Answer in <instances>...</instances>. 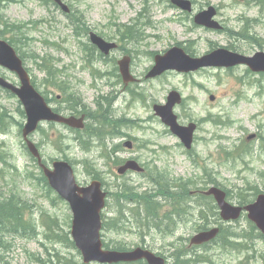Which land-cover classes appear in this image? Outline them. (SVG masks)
Returning <instances> with one entry per match:
<instances>
[{
    "label": "rangeland",
    "instance_id": "374dc122",
    "mask_svg": "<svg viewBox=\"0 0 264 264\" xmlns=\"http://www.w3.org/2000/svg\"><path fill=\"white\" fill-rule=\"evenodd\" d=\"M60 1L71 8L70 18L57 9L54 0H0V38L18 49L36 90L52 108L75 109L76 114L87 115L82 132L44 124V131L31 139L48 167L55 160H64L73 166L80 185L98 179L107 186L113 198L105 214L125 222L119 231L103 232L105 246L148 248L174 264L171 255L186 249L198 230L218 226L222 229L220 238L185 259L201 258L196 264H264V238L247 214L237 222L224 223L213 215H219L220 210L212 199L190 195L204 184L207 188L217 185L226 192L227 201L237 205L238 192L247 193L250 199L256 193L249 189L251 186L264 192V140L258 135H264V74L240 65L230 69L207 67L188 74L168 71L155 79L146 78L155 65V56L174 46L193 58L216 48L250 57L264 52V0H192L194 14L173 7L171 0ZM209 6L217 9L216 20L223 30L194 25L195 14ZM243 28L247 37L261 41L262 46L239 36ZM91 33L117 44L112 58L103 59L92 47ZM124 57L132 60L131 74L142 85L129 96L120 95L112 105L110 98H114L115 89L122 88L123 81L115 62ZM0 73L19 82L2 68ZM171 91L183 98L174 108L179 123L198 126L191 152L153 112L154 105L166 104ZM19 106L16 97L0 91V202L9 199L24 205L27 219L37 209L39 229L36 235L21 239L13 238L9 228V239L0 237V243L10 240L14 247L12 252L0 251L5 256L0 264H83L66 239H51L70 233L72 213L26 150L22 136L26 118ZM127 122H139L142 128L108 134L101 140L103 145L94 141L99 127L125 128ZM80 134L84 140L77 142ZM255 134L246 158L241 150L234 151V146ZM125 140L134 143L133 150H123ZM128 159L137 160L145 174L134 171L119 177L117 166ZM172 184L180 185L188 199L168 190ZM118 194L129 196L130 202L124 199L118 208ZM131 209L138 218L167 221L165 216L172 213L177 221L160 231L141 228ZM49 214H54L57 223L50 228H58L59 233L47 238L46 220L41 217L49 220ZM230 231L246 236L235 238ZM241 243L245 248L239 247Z\"/></svg>",
    "mask_w": 264,
    "mask_h": 264
},
{
    "label": "water",
    "instance_id": "95a60500",
    "mask_svg": "<svg viewBox=\"0 0 264 264\" xmlns=\"http://www.w3.org/2000/svg\"><path fill=\"white\" fill-rule=\"evenodd\" d=\"M173 3L183 10L188 11L191 9L190 3L180 0H174ZM215 14V10L211 8L197 17L196 23L220 29V25L212 20ZM93 37H95L94 43L106 54L115 47L100 38L96 39L94 35ZM129 63V60L120 63L121 71L126 81L132 80L129 76ZM0 64L18 73L23 82L22 88L17 89L0 77V86L17 94L25 106L28 116V124L24 129V137L26 139L31 133L36 131L41 121H54L74 128H83L82 121L74 118L67 119L53 113V110L48 107L45 100L30 86L28 75L22 68V61L17 57L14 49L1 40ZM237 64H248L253 71L264 72V53H258L254 58H246L227 50L219 49L201 60H191L183 50L174 48L165 57L158 56L156 58V67L149 74V77L158 76L170 69L189 72L203 66L232 67ZM176 103H180V96L177 93H171L167 107L161 108L159 115L163 122L180 137L185 147L190 149L196 125L191 124L189 127L178 125L177 117L173 114V108ZM29 146L30 149L32 148L33 153L38 155L37 150L30 142ZM54 168L53 172L45 169V173L50 185L71 205L74 215L72 236L76 246L82 252L86 264L93 261L112 264L114 262H131L141 259H147L150 264H165L163 259L142 249H136L131 252L104 251L100 235L102 230L101 212L106 205L107 195L101 191V184L94 182L89 188H80L76 183L72 167L68 163L56 162ZM127 169L140 170L135 162H129L119 171L124 173ZM209 194H213L216 197L222 209V217L225 220H236L240 217L243 208H235L226 203L224 193L218 189H212ZM244 209L249 212V219L264 233V195H261L254 204ZM218 233V229L199 233L192 239L191 243L192 245H201L214 239Z\"/></svg>",
    "mask_w": 264,
    "mask_h": 264
},
{
    "label": "trees",
    "instance_id": "16d2710c",
    "mask_svg": "<svg viewBox=\"0 0 264 264\" xmlns=\"http://www.w3.org/2000/svg\"><path fill=\"white\" fill-rule=\"evenodd\" d=\"M239 36H246V39L253 41L260 45V42L255 40L254 38L247 37V31L244 28L243 31L238 32ZM168 186V190H169ZM122 193H126V190H122ZM240 199L244 198L243 204L248 203L250 201V197L245 192H240ZM126 200H130L129 196L125 197ZM4 223H9L14 226V228H22L23 226H27L28 223L25 221V212L24 205H20L18 202H13L12 200H8L5 202H0V226ZM156 227H159L158 224H155ZM181 253L173 254L174 264H188L189 261L181 259V257L186 255V251L181 250ZM5 264V263H4Z\"/></svg>",
    "mask_w": 264,
    "mask_h": 264
},
{
    "label": "bare ground",
    "instance_id": "6f19581e",
    "mask_svg": "<svg viewBox=\"0 0 264 264\" xmlns=\"http://www.w3.org/2000/svg\"><path fill=\"white\" fill-rule=\"evenodd\" d=\"M103 81V80H102ZM105 85H106V82H105ZM111 118V117H110ZM126 120V119H125ZM119 189V188H118ZM9 200V199H8ZM115 201H116V199H115ZM114 201V202H115ZM140 203V202H139ZM199 204H201V203H199ZM199 206V205H198ZM203 207H205V206H203ZM208 208V207H207ZM127 212V211H126ZM198 212V211H197ZM205 212V211H204ZM196 213V212H195ZM190 214V213H189ZM197 214V213H196ZM198 216V215H197ZM190 220V219H189ZM192 220V219H191ZM180 221V220H179ZM178 223V222H177ZM182 224V223H181ZM119 231V230H118ZM148 231V230H147ZM165 232V231H164ZM169 232V231H168ZM175 232V231H174ZM162 233V232H161ZM168 235V234H167ZM232 238V237H231ZM57 241V240H56ZM232 241V240H231ZM183 248V247H182ZM137 249H142V250H144V251H148V252H151L153 255H155L156 257H158V258H161V259H163L164 261H165V264H170V262H169V260L167 259V258H165V257H163L162 255H160V254H158V253H156V252H153L152 250H150V249H148V248H144V247H137ZM201 250V249H200ZM175 251V250H174ZM178 251V250H177ZM198 251V250H197ZM194 253V252H193ZM193 255V254H192ZM196 256V255H195ZM1 259H2V257H0ZM182 259H184V258H182ZM3 260V259H2ZM4 261V260H3ZM54 263V262H53ZM201 263V262H200ZM135 264H150L149 262H148V260L147 259H141V260H138V261H135Z\"/></svg>",
    "mask_w": 264,
    "mask_h": 264
}]
</instances>
